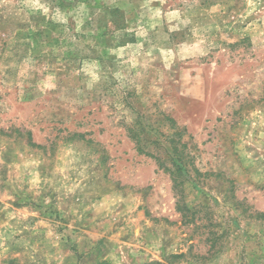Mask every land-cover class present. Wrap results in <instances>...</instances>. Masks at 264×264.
Instances as JSON below:
<instances>
[{
  "label": "rangeland",
  "instance_id": "rangeland-1",
  "mask_svg": "<svg viewBox=\"0 0 264 264\" xmlns=\"http://www.w3.org/2000/svg\"><path fill=\"white\" fill-rule=\"evenodd\" d=\"M0 264H264V0H0Z\"/></svg>",
  "mask_w": 264,
  "mask_h": 264
}]
</instances>
